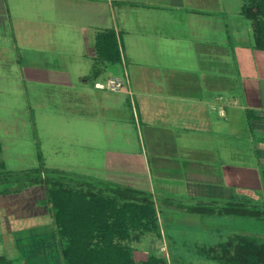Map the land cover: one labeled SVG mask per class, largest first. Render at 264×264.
Masks as SVG:
<instances>
[{
	"label": "crops",
	"instance_id": "crops-1",
	"mask_svg": "<svg viewBox=\"0 0 264 264\" xmlns=\"http://www.w3.org/2000/svg\"><path fill=\"white\" fill-rule=\"evenodd\" d=\"M243 4L0 0V51L26 52L42 74L62 67L52 71L56 86L71 90L72 137L81 147L77 170H63L169 199L162 208L171 212L241 197L264 206V50ZM104 34L115 36L119 60L99 57ZM115 76L122 89L96 86ZM33 216L37 222L13 228L15 261L62 264L48 207ZM224 231L222 240L239 233Z\"/></svg>",
	"mask_w": 264,
	"mask_h": 264
},
{
	"label": "rangeland",
	"instance_id": "rangeland-1",
	"mask_svg": "<svg viewBox=\"0 0 264 264\" xmlns=\"http://www.w3.org/2000/svg\"><path fill=\"white\" fill-rule=\"evenodd\" d=\"M22 55L25 56L26 52H15L12 49L0 51V162L3 165L0 169L21 171L45 166L77 170L75 152L81 147L74 145L75 138L72 137L77 123L71 116V90L66 93L57 87V75L52 71L62 67L47 66L46 68L51 69L50 72L42 74L40 63L31 60L28 55L22 59ZM27 66H32L34 70L26 69ZM70 72L74 83L76 74L73 70ZM137 148L128 147L130 150ZM97 156L99 160V153ZM5 185L12 189V182ZM4 187V184H0V190ZM15 187H20V190L13 193L11 190L8 195L0 192V256L11 261L13 259L12 264H18L15 261L16 251L13 249V228L20 230L37 222L38 219L33 216L34 211L47 206L40 200L46 195L44 184H18ZM153 202L156 204L158 217L166 225L160 234L146 232L140 239L129 242L138 262L145 260L152 252L166 256L170 264H215L216 261L201 257L196 252V245L202 241L208 242V246L227 241L232 234L222 240L223 230L225 233L226 230L239 232L264 240V218H224L218 213L200 214L184 207H178L171 212L163 209L169 208L171 203L168 204L162 199H154ZM174 204L173 202L172 205ZM170 213L174 214L173 218ZM169 223L172 224L170 227L167 225ZM168 227L176 233L178 240H174L175 235L169 232ZM35 232L32 235H37ZM56 237L58 243V236ZM183 238L190 239L191 242L185 243Z\"/></svg>",
	"mask_w": 264,
	"mask_h": 264
},
{
	"label": "trees",
	"instance_id": "trees-1",
	"mask_svg": "<svg viewBox=\"0 0 264 264\" xmlns=\"http://www.w3.org/2000/svg\"><path fill=\"white\" fill-rule=\"evenodd\" d=\"M242 11L253 22L255 47L264 50V0H244ZM99 43V57L119 60L114 35L100 36ZM7 182H12V193L20 190L15 187L18 184H44L43 202L52 215L64 264H170L166 256L152 252L138 262L129 245L146 232L161 233L150 192L45 166L21 171L0 169V184L5 186L1 193H11ZM166 202L171 203L169 199ZM177 205L195 213L264 218V206L246 197L213 206ZM196 252L218 264H264V240L244 233L233 234L217 245H196ZM0 264L12 261L0 256Z\"/></svg>",
	"mask_w": 264,
	"mask_h": 264
},
{
	"label": "built area",
	"instance_id": "built-area-1",
	"mask_svg": "<svg viewBox=\"0 0 264 264\" xmlns=\"http://www.w3.org/2000/svg\"><path fill=\"white\" fill-rule=\"evenodd\" d=\"M97 87L109 90H120L124 86V81L120 77H111L105 83H97Z\"/></svg>",
	"mask_w": 264,
	"mask_h": 264
}]
</instances>
